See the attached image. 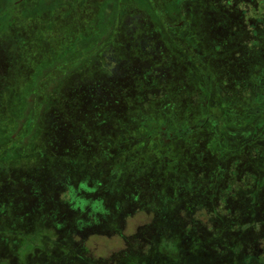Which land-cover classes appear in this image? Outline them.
I'll list each match as a JSON object with an SVG mask.
<instances>
[{
    "label": "rangeland",
    "instance_id": "374dc122",
    "mask_svg": "<svg viewBox=\"0 0 264 264\" xmlns=\"http://www.w3.org/2000/svg\"><path fill=\"white\" fill-rule=\"evenodd\" d=\"M190 4L184 18L192 26L172 27V33L178 34L172 38L164 25L154 31L158 20L149 0H0V264H171L172 256L184 246L191 250L180 254L177 264H191L182 258L197 252L212 264H247L246 258L238 257V247L248 242L234 241L224 250L229 257L224 253L221 262L212 257L223 252L218 245L231 241L240 222L255 229L259 246H253V253L264 256V109L260 110L251 88L258 86L262 98L264 42L257 33L264 32V4L260 0H190ZM238 25L241 35L236 32ZM230 34L234 40L228 38ZM138 37L143 54L158 59L159 71H168L169 77L180 72L181 81L187 78L190 89L178 98L197 114L181 111L174 120L167 110L179 107L170 102L164 113L153 109V101L173 96L159 84L155 93L142 95L134 123H126L128 135L122 140L109 132L115 122L102 125L101 133H110L114 141L98 144V160L86 153L75 155L76 151L70 155L71 149L66 156L58 154L53 134L59 132L42 131L60 113L56 108L44 117L52 101L59 99L62 104L66 100L61 92L91 75L115 74L121 61H148L140 53L135 59L124 57L125 52L133 54L123 42ZM181 47L191 49L189 58L181 57ZM193 57L202 58L198 61L202 79ZM247 64L256 68L246 69ZM188 72L194 76L188 77ZM234 74L239 79L242 74L249 83ZM210 92L217 100L213 105L207 102ZM117 94L127 98V88ZM206 103L207 113L213 111L208 121L204 120ZM249 124L257 127L237 141V147L213 145L219 142L214 134L219 136L225 128L240 132ZM74 126L81 125L65 124L59 141L74 144L81 139L90 144L78 129L70 135ZM164 127L175 133L174 139H156ZM187 140L194 146H188ZM113 146L115 164L105 153V148L112 152ZM126 149L132 162L123 161L116 168V161L125 157L118 153ZM189 151L202 156L193 157L190 164L197 170L188 191L178 194L177 186H166L175 178L174 165L167 160L171 156L184 160ZM105 158L117 173L105 184H97L108 175L105 165L99 167ZM216 163L225 171L218 173L221 167ZM151 171L162 179L152 180ZM87 198H103L101 203L116 199L121 218L106 210L95 215ZM180 198L198 207L195 215L179 206ZM172 210L180 221L168 237H156L157 227L150 220L156 212Z\"/></svg>",
    "mask_w": 264,
    "mask_h": 264
},
{
    "label": "trees",
    "instance_id": "16d2710c",
    "mask_svg": "<svg viewBox=\"0 0 264 264\" xmlns=\"http://www.w3.org/2000/svg\"><path fill=\"white\" fill-rule=\"evenodd\" d=\"M149 1H150V11L151 13L154 12L156 14L157 16L156 20H158V25L154 29L155 32H158V30L161 28L159 26L164 25V27L167 28V33H169L171 37L173 35L172 38H177L178 34L174 35L172 33L171 31L172 27L188 29L189 25L192 26L191 23L189 22V19L184 18V16L188 14V8L191 5L190 0H149ZM207 8L212 11L210 6ZM217 14H220V13L217 12ZM120 24L121 22L118 23V25ZM200 27H196V28L198 29ZM236 32L238 34L241 33V25H238ZM128 34L130 35V33ZM144 34L147 35L148 33L144 32ZM257 35L258 37H260L262 42H264V32L263 31L258 32ZM140 37L135 38V39L131 38V40H128L127 42H123L125 49L127 48V46H131L132 54H133L131 55L129 52L128 53L125 52L126 56L124 55V57H126L127 59H130V58L135 59L134 55H138L140 53L139 55H144L143 59L148 58V61H141L140 63H138L137 61H121L116 66L117 71L115 74L107 75L106 73H104V74H101V76L91 75L85 78L84 81L81 80L74 87H72L73 85L68 86V90L66 91L64 90L65 91L64 93L61 92L60 94L61 97L66 100L62 104L59 103L58 101L59 99L54 100V102L52 101L51 105L44 113V117L46 118L52 115L53 110H55L56 108L59 109L60 113L58 114L55 120H52L48 124L49 125L48 128L47 126L44 125L45 127L43 128L44 130L42 131H44L45 134H48V135L52 134L53 132L55 133L57 131L59 132V133L53 134L54 138L58 141V144H59L56 146L53 145V149L58 154L66 156L68 155V150L71 149L72 151L70 155H73L74 151H76L75 155H77L78 153L79 154L86 153L89 156H91L92 160H96V159L98 160L100 158V157L97 158L98 149H99V146L101 145L100 143L102 144L106 143L107 145V144H110V142L114 141L113 140L114 137L119 138V140H122V138L127 136L128 133L126 129L128 125H126V123H129V124L134 123V120L136 118L135 114L137 110H139L140 108L139 106L144 98L142 95L147 92L155 93L157 91V87H159L158 86L159 84L160 85L162 84L163 86H165V88L168 91L170 90L173 96L170 94L169 96L164 95L162 98L153 101L152 102L153 109H158L160 110L161 113L162 112L164 113L166 109L165 105L169 104L168 102H170L172 104L170 106L179 107L178 109H173V107H170L169 110H167L169 111V113H173L172 115H174L175 117L174 120H176V118L178 119L177 115L178 114L180 115L181 111H184L183 113L184 115L186 114L185 111L187 113L190 112L191 114H194V115L197 114L196 112H192L193 110L188 109L189 108L188 106L184 107V105L182 104V102H180L178 98V96H180V93L182 94L183 92L190 89L191 85L189 83H186L187 78H185L184 76L183 80L181 81L182 77H180L179 75L180 72L175 73L173 77H169L168 71L166 70L159 71L160 69H157L158 65L155 64L158 59L152 57L148 53L143 54L145 51L143 52L142 50ZM228 38L231 40H234L233 34H230ZM121 48L123 50L124 47H121ZM190 50L191 49L188 47H181L179 49V53L182 58L187 59L189 58L188 55L190 54ZM167 51H169V49ZM201 60L202 58H199V59L197 58V60H195V57H193V61H192V63L194 62V65L196 69L198 70L200 79L204 78L205 76L204 74H202V68L200 67V63L198 64V61H201ZM125 63L126 65H124ZM245 68L246 69L251 68L250 70L253 71L254 68L256 67H254V64H251V65L247 64ZM70 73L75 75L73 71H71ZM187 74H188V77L194 76L193 72H188ZM177 75H179V77ZM234 75L237 76L236 74ZM239 77L241 79H239L238 76L236 78H238V80H243L245 83H249L247 80H244L245 78L244 76H242V74ZM242 77L244 79H242ZM260 77H262V69L259 70L258 77H257L258 79L256 78L255 80L258 82L260 80L259 79ZM65 81H66L65 83L67 84V80ZM123 87L127 88V92H128V94H126L127 98H123L122 95L117 94V92L120 91L121 88ZM251 88L254 91L252 96H254L260 102L261 104L260 110L262 111L264 109V90L262 91V98H261L258 93L259 87L253 85L251 86ZM61 90H63V86L61 87ZM211 93L212 92L209 93V97L207 101L208 105L209 104L213 105V102L215 101L217 103L215 96H213V94ZM73 100L76 102L75 105L71 104ZM59 104L62 105L61 108H59ZM207 107L208 106L206 103L204 105L205 111L208 110ZM66 110L67 112H65ZM207 112L208 111H206V113L204 114V117H205L204 120L206 121H208L207 118L209 116H212L213 111L209 113ZM69 122L71 125H74V122L79 123L81 125L80 127L74 126V128L70 130V135L77 134L76 132L78 129L82 133H85V137L89 138L90 144L94 143L95 145H98V144L100 145L91 148L90 144L83 143L81 139L74 140V144H69V143L66 144L63 141H59L60 140L59 134L61 133L65 134L64 127H65V124ZM113 122H115L114 128H111L109 132H111V134L114 133V137H112L111 135L109 136L110 133L108 135L107 133L102 134L101 133L103 131L102 125H104L105 123L109 124ZM123 125L125 127H123ZM211 125L214 129L215 122L212 121ZM253 126L255 128L257 127L255 125L249 124L246 126L245 130L240 131L241 133L238 132L234 128H225L224 130H222V132H220L219 136L214 134L213 138L219 139V142L214 141L213 145H218V144L220 145L223 143L222 145L229 144L231 147H237V141L242 142V140L245 139V136L248 133H250V129H252ZM188 128L189 127H187V129ZM183 133H184L183 137H186L185 132ZM155 137L158 141L167 142V139L175 138V133L170 132V130H168L167 127H164L158 130ZM127 138H130V137H127ZM94 141H98V142H94ZM187 141H188L187 142L188 146H192V145L194 146L193 141L191 140H187ZM120 144L121 143H119V145ZM72 145L76 147L72 149L71 148ZM111 148L113 150L112 152L109 151L108 148H105V153L107 154V156H110L111 158H113V152H116L117 149L115 148V146ZM117 148H118V145H117ZM124 151H121L118 153L120 156L125 155V157H121V159H118L116 161L117 163L116 168H117V165L120 168V166H122L123 161H128V163H130L132 162L131 160H133L130 157V155H128L127 149L125 152ZM211 154L214 155V153H211ZM194 156L201 157L202 155L201 154L192 155V153L189 151V153H186V158L184 160L177 159L175 158V156H171L168 158L169 159L167 160V162L169 161L168 164L172 163L174 165L175 178L172 179L171 183H168V185H166L167 188L172 187L174 189V186H177L179 188L178 194H181V193L184 194L188 191L190 177L197 170L190 164V162L193 161ZM106 159L107 158H105V161H101V164L99 165V167H102L105 165L104 166L105 171L107 170L108 175L106 177L105 176L102 177L101 180H96L97 184H100V182L105 184V182L107 181V178L110 179L113 177V175H116L117 173V169L115 168V166L112 167L111 165L110 166L107 165L109 161ZM113 163L115 164V160ZM216 165L217 167L218 166L221 167V169L218 168V173L225 171V168L223 167V165H220L218 163H216ZM206 169L208 170V168ZM144 170H147V169H144ZM151 173H152L151 175L152 180L157 178V180L160 181L162 179L161 174L155 175V172H152V171L150 172V174ZM84 187L88 188L87 186H84ZM68 194H69V199L71 201H74V196H73L74 194L72 192H69ZM115 194H119V193H115ZM188 198L190 200V197ZM101 199L103 200V198ZM101 199L87 198L86 201L82 199H80V201L82 202L85 201L88 207L90 209H93L92 212L95 213V215L99 211L106 210V211L112 212L113 215L115 216L119 215L118 219L121 218L120 214L122 215V210L118 209L117 204L119 202L116 199H115L116 201L112 199L109 201L107 198L104 203L100 202ZM203 200H204V197L201 196L199 199L200 203H202ZM112 201H114V203H112ZM180 201H181V204L179 203V206L181 208L195 215L197 211L195 210V208L197 209L198 207H193L187 204L186 201L183 203L182 198H180ZM75 202L78 203L79 201L75 199ZM112 204H114L115 206L112 207L111 206ZM262 206L263 205H261V207ZM162 208H165V207H162ZM159 210L162 211V209H159ZM175 216L176 215L173 213V210L169 213H163L162 215L161 213L159 215L158 212H156V215L155 214L153 215V219L150 221H151V224L153 225L155 224V226L157 227L156 237H158V234L165 236V238L168 237L170 232L173 231V229L175 228V224L178 222V220L180 221V219H177L179 217H175ZM248 226H249L248 222L244 224L240 222L239 223L240 229L235 231L234 236H231V241L226 239L224 240L223 243L221 242L218 245L219 247L223 248V252H221L222 255H220L221 253L219 252L215 253L214 255L212 254L213 259H215V261L217 260L218 262L223 261L224 253H226V256L229 257V254L227 252H224V250H228L227 248H229L234 243V241L235 242L239 241L240 244H242L243 242H248L249 244L247 246L241 245L238 247L239 249L238 257L240 256L241 258H246L247 264H264V256H260L258 254L256 255L253 253V251L255 250L254 247L258 248L259 245L256 243L257 235L255 232V229H248ZM186 247L187 246H184L183 250L182 248H180V253L177 254V256L175 255L172 256L173 263L171 264H177V260L180 258V254H183V252H186L187 250L188 251L191 250L189 248L186 249ZM188 259L187 257L182 258V260L185 262H192L191 264H205L206 259H208L209 264H212L210 259L204 256L203 254H201L200 252L199 253L197 252L194 257L188 258ZM240 264H244V261H242Z\"/></svg>",
    "mask_w": 264,
    "mask_h": 264
},
{
    "label": "snow or ice",
    "instance_id": "6c2138e0",
    "mask_svg": "<svg viewBox=\"0 0 264 264\" xmlns=\"http://www.w3.org/2000/svg\"><path fill=\"white\" fill-rule=\"evenodd\" d=\"M230 2H231V0H230ZM242 2H243V0H242ZM260 3L261 4H264V0H260ZM255 5H253V7H254Z\"/></svg>",
    "mask_w": 264,
    "mask_h": 264
}]
</instances>
